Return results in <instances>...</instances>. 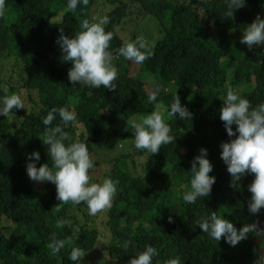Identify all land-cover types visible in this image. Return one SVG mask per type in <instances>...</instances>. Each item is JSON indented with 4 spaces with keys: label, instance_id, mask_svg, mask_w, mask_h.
<instances>
[{
    "label": "trees",
    "instance_id": "obj_1",
    "mask_svg": "<svg viewBox=\"0 0 264 264\" xmlns=\"http://www.w3.org/2000/svg\"><path fill=\"white\" fill-rule=\"evenodd\" d=\"M66 4L67 0H3L0 7V97L19 94L25 105L0 116V264H74L67 259L74 247L84 250L80 264H128L147 245L159 252L153 264L175 258L180 264H255L263 256L256 233L233 247L223 238L211 239L196 221L216 211L237 228L250 224L249 219L264 228V208L254 215L247 207L254 174L243 177L239 187H230L231 177L220 157V144L230 139L220 120L222 90L241 88L242 98L253 107L264 102V47L249 50L240 43L247 24L258 14L264 16V0H247L231 18L224 15L225 0H88L74 11H65ZM134 5L144 21L133 38L145 31L154 53L143 64L117 52L128 42L120 29L135 13ZM104 16L109 17L105 30L113 34L108 51L117 87L73 85L68 80L71 62L62 61L57 38L61 30L74 36L84 19ZM150 25L156 35L150 33ZM5 60L9 64L3 65ZM158 85L166 89L158 101L170 106L179 94L192 116L184 120L164 113L176 139L151 155L134 147L127 122L155 110L147 96ZM56 107L77 114L76 124L64 128L66 144L85 142L92 159L105 147L108 156L113 145L118 148L110 168L105 167V178L119 181L118 191L112 206L103 210L107 217L100 224L94 223L85 203L60 204L54 183L34 182L27 175L26 162L34 150L41 153L37 167L52 166L42 140V118ZM57 124L63 127L58 114L53 126ZM202 147L209 150L214 164L210 175L217 180L208 197L186 204L182 195L190 189L192 160ZM137 155L144 157L141 166ZM78 212L85 221H78ZM62 220L63 225L58 223ZM53 236L66 242L58 253L49 247Z\"/></svg>",
    "mask_w": 264,
    "mask_h": 264
},
{
    "label": "clouds",
    "instance_id": "obj_2",
    "mask_svg": "<svg viewBox=\"0 0 264 264\" xmlns=\"http://www.w3.org/2000/svg\"><path fill=\"white\" fill-rule=\"evenodd\" d=\"M225 3L224 15L226 18H231L235 10L247 5V0H225ZM79 4L87 5L88 0H67L65 11H74ZM2 5L3 0H0V7ZM108 23V16L99 20L93 17L92 20H82V30L76 32L74 36L65 35L61 30L56 43L62 52V61L71 62L68 80L73 85L116 89L117 85L114 81L117 79V71L112 64V53L108 51L113 34L105 30V25ZM240 43L247 45L249 50L264 46V16L258 14L253 22L247 24ZM117 52L136 64H143L154 55L148 41L140 35L134 41L122 44ZM163 91L166 89L158 85L147 96L155 110L140 120L127 122L134 136V147L147 151L151 155L159 153L163 145L171 144L176 139L171 135L170 126L165 123L164 113L184 120L192 116L190 110L181 103L179 94L175 95L170 106L158 101ZM223 101V106L220 108V120L224 122L230 139L220 144L222 149L220 157L226 164L231 177L230 187H239L238 182L243 177L254 174V179L248 185V191L252 195L247 207L248 211L255 215L264 208V102L253 107L249 99L241 98L237 91L231 88L227 90ZM22 108H25V105L19 94L0 97V116L7 117L14 109ZM57 114L63 127L60 124L53 126ZM76 122L75 111L67 107L52 108L47 116L42 118L45 126V135L42 140L47 145V154L52 166L45 163L37 167L41 153L34 150L28 156L26 172L29 179L34 182L54 183L57 190L56 198L61 202L60 204L69 201L74 204L83 202L87 205L89 215L95 216L112 206L119 181L106 177L102 183L90 182L89 170L95 166V161L90 156L87 144L81 140L65 143L69 137L64 128L69 124L75 125ZM233 125L236 127L234 128ZM213 170L214 164L209 158V150L202 147L199 154L192 160L189 171L190 189L184 191L182 195L186 204H195L198 198L210 195L217 180L215 175H210ZM172 221L173 218L169 216V222ZM58 223L63 225L66 222L62 220ZM196 224L211 239L220 241L223 238L233 247L246 239L249 233L264 236V228L259 226V222L237 228L231 220L218 216L216 211L197 220ZM65 243L64 240L53 236L49 247L53 253H58L65 247ZM128 246L126 242L124 247ZM158 255L157 248L147 245L143 251L137 252L128 264H153V257ZM84 256L83 249L74 247L67 259L74 264H80ZM166 264H180V261L178 258L170 259ZM255 264H264V256L260 255Z\"/></svg>",
    "mask_w": 264,
    "mask_h": 264
},
{
    "label": "rangeland",
    "instance_id": "obj_3",
    "mask_svg": "<svg viewBox=\"0 0 264 264\" xmlns=\"http://www.w3.org/2000/svg\"><path fill=\"white\" fill-rule=\"evenodd\" d=\"M134 7V11L135 13L133 14L132 17H129L127 18L125 24H124V28L120 29V33L121 35L127 40V41H134V38H133V35H134V31L136 29L140 30L142 29V25H140L142 23V21H144V17L142 14H138L137 13V10H138V7L136 5L133 6ZM100 8H102L103 10L106 9V6H104L103 4H101ZM141 22V23H140ZM140 23V24H139ZM153 25V24H152ZM152 25H150V33L152 35H156L155 32H156V28L155 27H151ZM142 31V34L143 35H140V36H143L145 38L146 41H148V36L145 35L146 32L143 30ZM258 47H264V46H258ZM11 61H9V63L13 62L14 61V56H12L10 58ZM8 63L6 60L5 62H3V65ZM8 63V64H9ZM255 82H253V85H254ZM247 89H251V87L249 86H246ZM230 89V87H225L223 90H222V94L223 96L225 97L226 96V93H227V90ZM233 89V88H231ZM235 91H237V93L241 96L242 98V93H241V88L240 90L238 89H233ZM23 94H25V92H22ZM29 104V103H28ZM106 139V136H103L101 142L103 143ZM119 147L121 146L120 144L118 145ZM105 151H108V148L105 147L103 150H99L96 154H94L92 157H93V160L95 161V166L89 170V175H90V182L91 183H102L103 179L105 178L106 176V169L105 167L107 168V170L110 168L107 167V165L109 163H111V159L114 160V157H116L119 153L118 151V148L117 146L113 145L112 146V156H108L106 155V153H104ZM98 160V161H97ZM97 161V162H96ZM135 161L141 166V162L144 161V157H141V156H135ZM130 167L132 169L133 172L136 171L135 167L133 166V163L130 161ZM78 216L79 218L78 221H85V218L82 214H79L78 212ZM91 216V215H90ZM94 220V223L95 221L98 222V224H100L103 220L106 219L107 215H105L103 213V210L99 213H97L95 216H91ZM249 223L251 224L252 223V219H249ZM101 233H104L105 235H103L104 237H108L109 234L107 232H105V230L102 228H99ZM102 237L104 240H107L106 238ZM259 237V241L261 242V246L263 248V256H264V236H258ZM97 256L99 257H106L107 258V254H103L100 256L97 254ZM90 259H94V257H91ZM100 259V258H99ZM104 260V259H103ZM105 261V260H104ZM102 262V260H101ZM103 263V262H102ZM102 263H99V264H102Z\"/></svg>",
    "mask_w": 264,
    "mask_h": 264
}]
</instances>
